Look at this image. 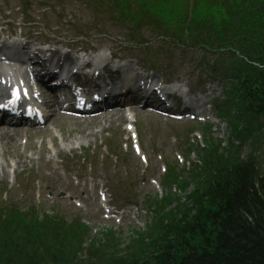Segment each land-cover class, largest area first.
<instances>
[{
    "label": "trees",
    "instance_id": "16d2710c",
    "mask_svg": "<svg viewBox=\"0 0 264 264\" xmlns=\"http://www.w3.org/2000/svg\"><path fill=\"white\" fill-rule=\"evenodd\" d=\"M225 12L218 23L208 17L195 24L219 30L228 41L243 38L234 44L235 51L256 64L234 58L220 72L219 66L212 67L230 81L224 105L230 111L224 108L221 116L233 141L250 142L249 153L242 157L232 141L227 149H219L220 141L213 143L203 153V170L191 176V208L165 212L173 199L167 196L161 207L165 214L136 232L124 249L112 234L93 240L87 246V264H264V165L256 157L264 146V0H238ZM217 36H206V42L216 44ZM5 218L0 264H81L77 258L86 227L61 222L47 227L25 214Z\"/></svg>",
    "mask_w": 264,
    "mask_h": 264
},
{
    "label": "rangeland",
    "instance_id": "374dc122",
    "mask_svg": "<svg viewBox=\"0 0 264 264\" xmlns=\"http://www.w3.org/2000/svg\"><path fill=\"white\" fill-rule=\"evenodd\" d=\"M112 26H108V29H113L111 28ZM161 44V43H160ZM163 46V44H161ZM167 45V44H164ZM157 46H159L158 44H155L153 47H151V50H154ZM158 55V54H157ZM181 72H180V76H185L187 78L191 77L193 79V77L196 76L195 72L192 74H190L189 72L193 69L192 67H188L186 64L182 65L180 67ZM201 79H204L203 77ZM214 93H220L219 88L217 87V89L214 91ZM213 93L212 96H214L215 94ZM148 126V129H145L144 132V136L147 134H153V135H166L167 139L164 140V142L167 144L166 148H165V156L166 157H171L172 155H176L177 151V145L174 144V141H176V139L172 140L171 137L175 136L174 134V130L171 129L170 125H165L163 123H153L151 121V123ZM117 128V129H116ZM178 129L179 125L177 126ZM184 128H188L187 126H183L182 130ZM191 128V126L189 127ZM70 128H68V126H65V128L63 130H65V132H70L69 130ZM119 128L115 127V124L113 125V127H111V131H118ZM178 133H176L177 135ZM214 137L220 138L222 140L225 139V137L227 136V129L224 125H221V127L217 130L216 133L213 134ZM37 137V136H34ZM161 137V136H159ZM178 139H183V135L179 136ZM157 144H160V140H156ZM179 143H181V140H179ZM147 144H149L147 142ZM37 147V146H36ZM35 148V146H34ZM15 149V148H14ZM38 148H35V151ZM28 148L26 149L27 155L32 154L31 152H33L34 149H31L30 151H27ZM12 149L10 151H8V155L5 156V159L9 160V161H14L13 163H17L16 170L15 167L12 168L14 170V173L16 174V178L14 180H11L10 182H8L7 180H5L4 183L0 182V187L2 188V190L6 191V195L4 196L5 203L7 205L10 206L11 205H15L21 209H26L33 201L31 200V197H29L28 195V190H26V184L28 187L31 188L32 192H34L33 190H36V188L38 186H40L41 184H43V182L45 181L47 184L52 185V184H59L62 179L64 178V176L62 175L64 173V165H58L55 163L53 165H50L48 163V165L41 160L39 162L38 159V155L36 153H34L32 155L33 157V161H28L27 159H25V157L22 156H18V154L20 155L19 149L18 152L15 151V153L11 152ZM118 152L119 149H118ZM26 156V153L24 154ZM18 156V157H17ZM132 156V154H131ZM70 159H74L69 157ZM26 161L23 162V161ZM46 160H48V155H46ZM132 160V161H131ZM6 163V160H4ZM131 161V162H130ZM1 162V161H0ZM108 163L111 165V169L113 173H120V175H118L120 178L119 180L121 181V183H125L127 184L126 186L129 187L130 190H124L126 194L128 195H133L136 194L138 195V204L139 207L143 210V206L142 204H144V201L146 200L147 197H153L155 196V194L153 193L152 190L148 189L145 191H142L140 189L141 185V181H138V176L141 173L140 170V166L137 165L136 161H134L133 157H130L128 159V162L126 165H122L120 161H118L117 164L112 163V161H108ZM79 164V161H78ZM77 163H74L72 165H68L66 167L67 170H69L72 174H76L80 171L79 165ZM9 169V168H6ZM104 168L100 167V170H103ZM13 170H8L12 172L13 175ZM140 172V173H139ZM14 174V175H15ZM110 174H112L110 172ZM130 174V176L128 175ZM128 175L127 177L130 179H125L124 176ZM142 175V173H141ZM140 175V178H141ZM110 176V175H109ZM39 178H41L42 181L39 180ZM56 178H60V181H58ZM117 178V177H115ZM132 178V179H131ZM145 178L147 179L148 177L145 176ZM145 179V181H146ZM38 182V185H36ZM11 183V184H10ZM140 185V186H138ZM53 186V185H52ZM115 186L113 185L112 188H114ZM127 195V196H128ZM184 201V200H182ZM187 203V202H186ZM0 204L1 203L0 201ZM39 210L41 212H47V213H51L49 215H53V214H61L63 215L67 220H72V219H80L82 222H84L89 229L91 230V236L95 237L97 236L100 232L107 230L111 225L107 224V223H103L100 221V219L98 217H92V214H85L84 212H82L81 210H77L73 207H69L65 204H60L57 205L56 207H53L49 204H45V206H42L41 208H39ZM139 211V214H141V217L137 218V226L134 225V223L131 224H124V226H122V228H116L114 226V230L115 232L119 235L120 239L125 240L127 239V236L130 234L129 232L131 230H139L142 231L145 229V223L148 220V217L145 213V211ZM147 217V218H146Z\"/></svg>",
    "mask_w": 264,
    "mask_h": 264
},
{
    "label": "bare ground",
    "instance_id": "6f19581e",
    "mask_svg": "<svg viewBox=\"0 0 264 264\" xmlns=\"http://www.w3.org/2000/svg\"><path fill=\"white\" fill-rule=\"evenodd\" d=\"M127 65L128 64L125 63L119 69L124 74H126V73L131 74V76H132L131 84L133 86L136 84H139V86L144 85L142 82V80H144V79H145V83L153 81L152 78L150 80H148L147 77L145 76V74H143L142 72L133 71L132 65H128V66ZM157 81H159V80H157ZM204 102H205V100H204ZM49 103H50V101L47 100L46 104H49ZM203 113H204V111H201L200 115H203ZM50 118L52 119V124L57 123V121L59 119H61L62 121L70 122V123L76 121V120H70L69 118H64V117H61V116H58L55 114H53V115L51 114ZM121 118H122V114L118 115L117 113H112L108 118L105 119V122L111 123L113 120H120ZM101 123H102V121L96 120L94 125L90 121L83 125L82 129L88 130L87 138H92L93 136H95L96 132L93 130V127L100 126ZM22 135H24V137L26 138L27 141L30 140V136H29V133L27 131L15 129V128H10V129L5 128L4 130L0 128V151H1V153H3V156L8 151L9 148H13V147H17V146L21 145V144H17V143H20ZM28 146H29V143L26 145V147H28Z\"/></svg>",
    "mask_w": 264,
    "mask_h": 264
}]
</instances>
